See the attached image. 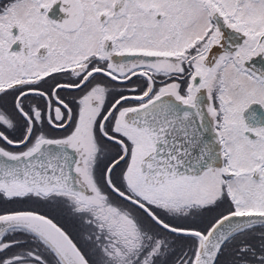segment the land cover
<instances>
[{"label": "snow or ice", "instance_id": "6c2138e0", "mask_svg": "<svg viewBox=\"0 0 264 264\" xmlns=\"http://www.w3.org/2000/svg\"><path fill=\"white\" fill-rule=\"evenodd\" d=\"M56 3L0 2V264H264V0Z\"/></svg>", "mask_w": 264, "mask_h": 264}, {"label": "flooded vegetation", "instance_id": "af4514ba", "mask_svg": "<svg viewBox=\"0 0 264 264\" xmlns=\"http://www.w3.org/2000/svg\"><path fill=\"white\" fill-rule=\"evenodd\" d=\"M0 2H3V0H0ZM61 2H62V0H57V3L55 5H53L52 9L49 10L48 15L50 18H52L54 20H62L63 18H66L67 13L61 11ZM19 46H20L19 42H17V44H15L13 46V48L18 50Z\"/></svg>", "mask_w": 264, "mask_h": 264}]
</instances>
